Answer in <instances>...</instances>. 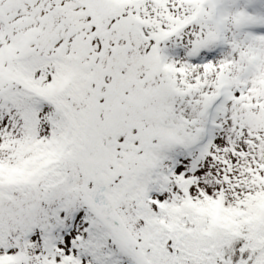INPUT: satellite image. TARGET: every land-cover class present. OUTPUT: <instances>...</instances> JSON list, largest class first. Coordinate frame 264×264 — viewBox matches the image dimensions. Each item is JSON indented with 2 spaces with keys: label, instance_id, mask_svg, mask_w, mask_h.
Masks as SVG:
<instances>
[{
  "label": "snow or ice",
  "instance_id": "6c2138e0",
  "mask_svg": "<svg viewBox=\"0 0 264 264\" xmlns=\"http://www.w3.org/2000/svg\"><path fill=\"white\" fill-rule=\"evenodd\" d=\"M0 264H264V0H0Z\"/></svg>",
  "mask_w": 264,
  "mask_h": 264
}]
</instances>
